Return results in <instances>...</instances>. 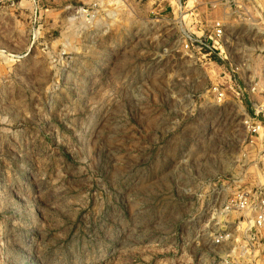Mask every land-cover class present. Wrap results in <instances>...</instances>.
<instances>
[{
  "label": "rangeland",
  "instance_id": "1",
  "mask_svg": "<svg viewBox=\"0 0 264 264\" xmlns=\"http://www.w3.org/2000/svg\"><path fill=\"white\" fill-rule=\"evenodd\" d=\"M166 1L0 6V264H264L187 244L264 188V136Z\"/></svg>",
  "mask_w": 264,
  "mask_h": 264
},
{
  "label": "built area",
  "instance_id": "2",
  "mask_svg": "<svg viewBox=\"0 0 264 264\" xmlns=\"http://www.w3.org/2000/svg\"><path fill=\"white\" fill-rule=\"evenodd\" d=\"M15 1L0 0V6L14 5ZM168 3L171 19L185 25L182 39L192 42V46L196 44L205 56L217 54L224 63L227 80L214 85L218 102L225 101L227 89L233 90L241 105L246 98L251 110L245 109V124L252 135L264 136V0H171ZM155 14L158 20L163 16L161 12ZM224 205L219 215L232 216V220L225 223L208 220L201 234L193 232L187 244H251V247L258 244L264 248L263 186L238 190ZM232 253L223 257L221 263L243 264L237 252Z\"/></svg>",
  "mask_w": 264,
  "mask_h": 264
},
{
  "label": "crops",
  "instance_id": "3",
  "mask_svg": "<svg viewBox=\"0 0 264 264\" xmlns=\"http://www.w3.org/2000/svg\"><path fill=\"white\" fill-rule=\"evenodd\" d=\"M65 1H72V0H65ZM74 2H77V3H83L84 5H92V1H96V0H73ZM168 2H171V0H167L166 2H163V3H167V5H164L162 3H159L158 6H157V9L158 11L160 12H170L171 13V9L169 7V3ZM169 13V14H170Z\"/></svg>",
  "mask_w": 264,
  "mask_h": 264
}]
</instances>
